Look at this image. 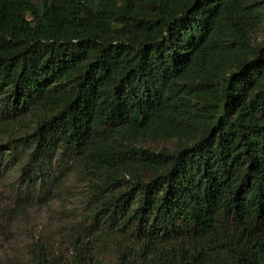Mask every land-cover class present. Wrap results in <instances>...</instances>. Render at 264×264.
I'll return each instance as SVG.
<instances>
[{"label": "trees", "instance_id": "16d2710c", "mask_svg": "<svg viewBox=\"0 0 264 264\" xmlns=\"http://www.w3.org/2000/svg\"><path fill=\"white\" fill-rule=\"evenodd\" d=\"M263 19L264 0H0V233L57 202L79 234L70 263L38 241L24 264H264Z\"/></svg>", "mask_w": 264, "mask_h": 264}, {"label": "rangeland", "instance_id": "374dc122", "mask_svg": "<svg viewBox=\"0 0 264 264\" xmlns=\"http://www.w3.org/2000/svg\"><path fill=\"white\" fill-rule=\"evenodd\" d=\"M257 41L264 42V19L254 32ZM174 141H151L144 146L162 149L171 148ZM84 190L77 185L66 201L67 210L80 203V196ZM7 189L0 186V203L6 201ZM80 207H77L79 210ZM68 213L61 212L57 202L48 206H33L26 218L17 219L12 228L6 233H0V264H24L31 257L32 244L45 242L48 248L63 262L70 263L74 256L73 240L79 235L74 228L75 219L66 217ZM83 238V235H82ZM117 253L113 247H108L91 264H115Z\"/></svg>", "mask_w": 264, "mask_h": 264}]
</instances>
